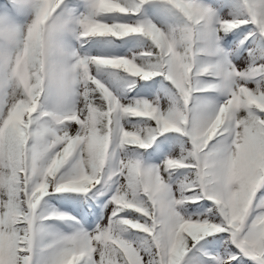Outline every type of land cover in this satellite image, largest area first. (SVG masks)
I'll return each mask as SVG.
<instances>
[{
    "label": "snow or ice",
    "instance_id": "1",
    "mask_svg": "<svg viewBox=\"0 0 264 264\" xmlns=\"http://www.w3.org/2000/svg\"><path fill=\"white\" fill-rule=\"evenodd\" d=\"M0 264H264V0H0Z\"/></svg>",
    "mask_w": 264,
    "mask_h": 264
}]
</instances>
